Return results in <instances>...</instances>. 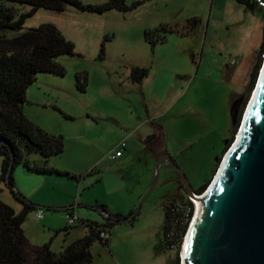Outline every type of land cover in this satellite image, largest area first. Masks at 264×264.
<instances>
[{
    "label": "rangeland",
    "instance_id": "rangeland-1",
    "mask_svg": "<svg viewBox=\"0 0 264 264\" xmlns=\"http://www.w3.org/2000/svg\"><path fill=\"white\" fill-rule=\"evenodd\" d=\"M142 1L131 11L102 15L71 6L64 12L40 9L24 25L27 29L53 23L75 44L77 55L57 59L65 76L37 75L27 91L24 112L50 134L64 136V152L51 157L49 165L80 178L16 167V190L44 212L41 219L38 210L31 212L22 227L31 243L51 242L52 250L60 253L87 234L78 221L68 233L63 230L69 224L68 209L81 219L104 222L105 213L99 209L103 205L112 215L127 216L141 206L135 220L113 227L108 245L94 243L96 264L184 263L187 233L179 249L166 248L164 206L172 198L187 201L188 195L176 180L178 171L166 161L159 165V152L172 158L194 189L213 182L233 135L232 106L248 94L263 41L264 9L252 12L237 0ZM193 17L201 22L192 34H168L155 47L145 39L147 30L183 26ZM106 36L111 39L101 59ZM262 59L264 63V55ZM133 67L148 68L149 75L134 82ZM79 73L88 76L84 92L76 85ZM117 150L124 156L111 159ZM1 165L0 157V171ZM155 178L154 189L142 202ZM0 188L2 200L19 212L21 204L10 190L4 184Z\"/></svg>",
    "mask_w": 264,
    "mask_h": 264
},
{
    "label": "trees",
    "instance_id": "trees-1",
    "mask_svg": "<svg viewBox=\"0 0 264 264\" xmlns=\"http://www.w3.org/2000/svg\"><path fill=\"white\" fill-rule=\"evenodd\" d=\"M237 1L252 12L264 9L258 0ZM142 4V0L132 4H127L126 0H107L101 4H86L82 0H0V157L2 158L0 186L4 184L15 200L21 204V210L17 212L2 200L0 188V264H96L91 252L94 243L99 241L108 245L113 227L128 217L121 213L112 215L106 210L104 222L79 219L78 222L87 229V234L63 248L60 253L52 250L51 242L42 245L33 244L25 234L22 227L24 222L31 212L40 210L41 207L16 190L15 168L22 165L28 171L37 174H58L80 178L49 165L51 157L64 152V136L50 134L28 118L24 112V105L28 102L27 91L35 83L37 75L49 73L65 76L66 70L57 59L63 55H77L75 44L53 23H43L38 27L25 29L27 19L33 17L40 9L64 12L68 6H71L82 13L102 15L113 10L128 12ZM200 22V18L193 17L183 26L161 25L154 30H147L145 39L155 47L159 43H164L168 34L179 32L192 34L199 27ZM110 39L106 36L102 41L99 58L106 57V42ZM263 55L264 26L259 62L241 109L236 112V106L243 99V95L232 106L233 135L223 153H226L233 143L243 108L257 82L258 71L263 64ZM148 75V68L131 69V79L134 82L140 83ZM75 77L77 88L84 92L88 84L87 73H79ZM209 182L210 180L195 190L202 193L210 185ZM180 187L182 188V185ZM103 207L107 206L103 205ZM164 207V244L167 249L172 246L179 249L195 214V206L189 198L180 202L172 198ZM46 208L49 211L59 210L52 206ZM72 214L68 209V215ZM136 217L137 214L128 221L132 222ZM71 228L73 226L68 224L63 230L68 233ZM61 231H56V234ZM104 234L108 237L104 238Z\"/></svg>",
    "mask_w": 264,
    "mask_h": 264
},
{
    "label": "water",
    "instance_id": "water-1",
    "mask_svg": "<svg viewBox=\"0 0 264 264\" xmlns=\"http://www.w3.org/2000/svg\"><path fill=\"white\" fill-rule=\"evenodd\" d=\"M257 88L244 116L241 138L231 145L203 194L192 187L169 155L159 158V165L166 161L178 171L176 180L183 182L189 198L202 199L186 235L185 264H264V65ZM156 182L157 178L142 202ZM99 209L106 214L105 207Z\"/></svg>",
    "mask_w": 264,
    "mask_h": 264
},
{
    "label": "built area",
    "instance_id": "built-area-1",
    "mask_svg": "<svg viewBox=\"0 0 264 264\" xmlns=\"http://www.w3.org/2000/svg\"><path fill=\"white\" fill-rule=\"evenodd\" d=\"M258 2H259L261 7H264V0H258ZM121 145L123 147H125L126 143L123 142ZM122 154H123L122 150H117L114 154L110 155V158L111 159H116L117 157H120ZM189 199L193 202L194 205L196 204V202H195V200L193 198L192 199L189 198ZM36 216H37L38 219L43 218L44 217L43 210H41V209L38 210L37 213H36ZM68 219H69V224H71V225H74L79 220V218L76 215H74V214L68 215ZM103 236H104V238L108 237V235H106V234H104Z\"/></svg>",
    "mask_w": 264,
    "mask_h": 264
},
{
    "label": "flooded vegetation",
    "instance_id": "flooded-vegetation-1",
    "mask_svg": "<svg viewBox=\"0 0 264 264\" xmlns=\"http://www.w3.org/2000/svg\"><path fill=\"white\" fill-rule=\"evenodd\" d=\"M244 99L245 98H243L242 100H241V105H240V103L236 106V112H238L239 110H240V107L242 106V103H243V101H244ZM165 154H167L165 151H160L159 152V158H161L162 156H164ZM178 177H179V174H178ZM177 177V178H178ZM178 182H179V185H182V188H184L185 189V187H184V184H183V182L181 181V180H177ZM186 191V190H185Z\"/></svg>",
    "mask_w": 264,
    "mask_h": 264
},
{
    "label": "bare ground",
    "instance_id": "bare-ground-1",
    "mask_svg": "<svg viewBox=\"0 0 264 264\" xmlns=\"http://www.w3.org/2000/svg\"><path fill=\"white\" fill-rule=\"evenodd\" d=\"M257 91H258V88H257V90L255 91L253 97H255V95H257ZM252 99H253V98H252ZM251 105H252V102H251L250 106H251ZM241 135H242V129H241V132L239 131V134L237 135V141L241 138ZM202 197H203V195H202ZM194 200H195V202H196V204H197V202L200 203L202 199L199 198V197H195ZM186 239H187V237L185 238V242H186ZM185 245H186V244H185ZM184 264H185V262H184Z\"/></svg>",
    "mask_w": 264,
    "mask_h": 264
},
{
    "label": "clouds",
    "instance_id": "clouds-1",
    "mask_svg": "<svg viewBox=\"0 0 264 264\" xmlns=\"http://www.w3.org/2000/svg\"><path fill=\"white\" fill-rule=\"evenodd\" d=\"M263 65H264V63H263ZM262 69H263V66H262ZM262 69H261V71H262ZM254 92H255V89H254ZM252 95H253V94H252ZM251 99H252V98H251ZM250 101H251V100H250ZM249 103H250V102H249ZM248 106H249V105H248ZM245 114H246V113H245ZM240 130H241V128H240ZM240 130H239V131H240ZM238 134H239V132H238ZM238 134H237V135H238ZM236 140H237V138H236ZM236 140H235V141H236ZM234 143H235V142H233V144H234ZM233 144H232V145H233ZM230 148H231V147H230ZM230 148H229V149H230ZM229 149H228V150H229ZM227 152H228V151H227ZM227 152H226V153H227ZM225 156H226V154H225ZM224 158H225V157H224ZM223 160H224V159H223ZM221 166H222V164H221ZM221 166H220V168H221ZM219 170H220V169H219ZM195 206H196V204H195ZM193 218H194V217H193ZM192 221H193V220H192ZM192 221H191V223H192ZM74 225H75V224H74ZM190 226H191V224H190ZM189 228H190V227H189ZM188 230H189V229H188ZM182 259H183V256H182ZM183 262H184V260H183ZM183 264H184V263H183Z\"/></svg>",
    "mask_w": 264,
    "mask_h": 264
},
{
    "label": "crops",
    "instance_id": "crops-1",
    "mask_svg": "<svg viewBox=\"0 0 264 264\" xmlns=\"http://www.w3.org/2000/svg\"><path fill=\"white\" fill-rule=\"evenodd\" d=\"M26 115L28 116V118H30L32 121H34L35 122V120H34V118H32L31 117V115H29V114H27L26 113ZM124 156V153L119 157V158H122ZM74 215H76L75 213H73ZM77 216V215H76ZM78 217V216H77ZM45 218H47V217H45ZM79 218V217H78ZM79 219H81V218H79ZM33 244H36V243H33ZM40 245V244H39Z\"/></svg>",
    "mask_w": 264,
    "mask_h": 264
}]
</instances>
